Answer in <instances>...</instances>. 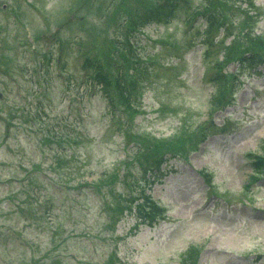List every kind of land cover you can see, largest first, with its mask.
Instances as JSON below:
<instances>
[{
    "label": "rangeland",
    "instance_id": "1",
    "mask_svg": "<svg viewBox=\"0 0 264 264\" xmlns=\"http://www.w3.org/2000/svg\"><path fill=\"white\" fill-rule=\"evenodd\" d=\"M117 1L0 0V264H181L189 247L203 249L200 264H264V173L240 193L251 157L263 154L264 65L224 67L239 75L234 103L208 115L224 48L250 45L238 40L246 25L264 34V0L254 9L226 0L240 8L225 44L221 30L201 44V18L187 31L200 0L136 32L144 112L135 122L89 86L90 63L108 67L130 32L117 11L135 0L116 11ZM205 122L199 150L166 146L167 164L147 187L155 140L196 136ZM142 189L167 211L135 228L141 217L120 211Z\"/></svg>",
    "mask_w": 264,
    "mask_h": 264
},
{
    "label": "trees",
    "instance_id": "2",
    "mask_svg": "<svg viewBox=\"0 0 264 264\" xmlns=\"http://www.w3.org/2000/svg\"><path fill=\"white\" fill-rule=\"evenodd\" d=\"M122 0L117 1L114 5H116L113 9L118 8V3ZM180 0H135V8L126 9L122 8L117 11V15L120 12L119 16L125 19H128V23L126 22V26L129 27V34L123 37L124 44L119 46V43L114 42L116 45L113 50L112 55H110V61L107 64L108 67L104 66L105 63H102V60L96 58L94 59L89 67L92 69L91 81L95 83L101 92L105 95V98L111 108V112H114L113 100L114 96L118 97V101L122 103L124 109L131 113L132 111V102H133V93L128 89L126 85V74L130 70V66L133 63H136L134 52L130 49V44L132 43L131 38L136 37V32L138 31V26L145 22V19L148 21L151 20H165L169 21V19L175 17V12L177 10V5ZM203 5H200L201 8L197 12H189L188 20L191 17L199 16L204 21V30L199 31V36L201 39V44H212L213 38L211 37V32L214 30H221L222 37L219 40L221 44H225L223 39L229 38L231 36V29L235 30L233 24V18L235 17V11L232 10V4L229 1L224 0H201ZM171 4V5H170ZM217 6L228 8L226 13L223 12L221 8H217ZM249 6L253 7V4L249 2ZM236 7V6H234ZM238 7H236V10ZM194 11V10H193ZM235 19V18H234ZM124 24V23H122ZM121 26V24H119ZM118 26V28L120 27ZM241 36H238V40L242 39L246 40V43H250L249 46L241 47V45H237L234 40H231L228 45L224 48V56H223V65L219 66V71L215 73V75L210 79L214 87V92L211 96V105L212 109H217L224 106L228 103V96L233 93L234 88L237 86V79L234 76V73H224L222 72V68L230 63H237L238 66H250L255 67L259 64L264 63V35H255L252 29L251 24L243 27ZM244 44V43H243ZM129 46V47H128ZM93 63V64H92ZM221 70V71H220ZM137 68H132V73L129 76L134 83V77L138 74ZM125 76V78H124ZM115 89V92L113 89ZM179 136H174L170 139L158 140L157 144H153V150L155 153L154 166L150 169L154 174L161 173L159 169L160 163L164 160L161 159L162 155H165L163 150L165 147H170L175 152L185 151V143L188 139L183 138L185 134ZM183 136V137H182ZM262 151L264 152V146H262ZM171 154L173 152L169 151ZM256 160L253 165V169L255 173H260L264 171V161L255 157ZM158 172V173H157ZM153 174V175H154ZM159 175V174H158ZM249 183H253L254 178H250ZM145 184H148L147 179L145 180ZM126 202L137 203L141 197H143V203L137 204L138 212L143 219L146 221L147 219L153 220L158 215L162 214V210L153 204L148 197H145L143 194L140 196H132L126 195ZM144 204V205H143ZM127 206V205H126ZM124 206L120 211L119 208H115L122 213L124 210H130L129 207ZM149 208V211H145V207ZM126 207V208H125ZM197 260V250L193 247H189L181 258V264H196Z\"/></svg>",
    "mask_w": 264,
    "mask_h": 264
}]
</instances>
